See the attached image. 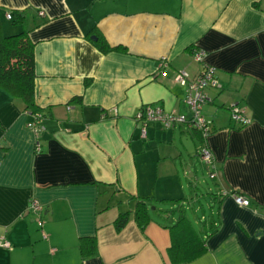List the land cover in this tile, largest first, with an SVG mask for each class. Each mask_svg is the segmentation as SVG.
<instances>
[{
	"label": "crops",
	"instance_id": "crops-1",
	"mask_svg": "<svg viewBox=\"0 0 264 264\" xmlns=\"http://www.w3.org/2000/svg\"><path fill=\"white\" fill-rule=\"evenodd\" d=\"M21 10L46 117L35 134L21 99L0 89V237L10 243L0 264H171L168 225L180 210L192 212L206 250L178 264H264V0H0L5 33L20 30L6 13ZM90 33L124 49L103 53ZM205 66L219 84L203 105L207 137L188 123L149 122L143 133L142 105L190 116L175 76ZM140 199L152 217L143 230L132 214ZM155 203L175 210L155 213ZM121 212L130 214L117 231ZM83 237L95 238L94 254L81 253Z\"/></svg>",
	"mask_w": 264,
	"mask_h": 264
},
{
	"label": "trees",
	"instance_id": "trees-1",
	"mask_svg": "<svg viewBox=\"0 0 264 264\" xmlns=\"http://www.w3.org/2000/svg\"><path fill=\"white\" fill-rule=\"evenodd\" d=\"M10 20L11 24L20 27V30L13 33H5L0 19V89L7 91L14 97L20 98L25 110L31 114L40 113L44 121L46 115L35 104L34 100V43L29 37V29L26 23L27 13L24 10L14 11ZM91 33L89 35L94 45L103 53L113 49H124L120 47L112 48L101 35L98 33L91 35ZM198 133L201 134L199 131ZM149 205V200H137L132 211L135 222L142 230L152 218L149 212ZM154 209L157 210V213L159 211L167 213L175 210L167 208L161 210L155 205ZM129 214V212L118 214L114 221L117 231L125 227ZM168 228L171 243L167 249V254L171 264L190 261L206 250L205 241L195 230L191 220L183 213V210H180L176 221L168 225ZM79 246L83 256L92 255L96 252V240L94 237L81 238Z\"/></svg>",
	"mask_w": 264,
	"mask_h": 264
},
{
	"label": "built area",
	"instance_id": "built-area-1",
	"mask_svg": "<svg viewBox=\"0 0 264 264\" xmlns=\"http://www.w3.org/2000/svg\"><path fill=\"white\" fill-rule=\"evenodd\" d=\"M43 15V12H40ZM6 18L11 19V14L6 13ZM263 32H264V19H263ZM204 56V52L197 50L194 53L196 60H201ZM175 79L178 83L186 85L187 95L185 98V104L190 110V116L185 114L166 111L162 106L158 104H145L142 105L135 114V119L142 122L144 133V126L149 122H161L165 126L170 127L176 123H188L191 127L201 133L206 138L211 131V123L206 120L203 114V105L209 100L207 95V89L210 87H218V81L215 76V68L211 66H205L196 76L192 79H188L185 71L177 72ZM231 119L238 125L244 126L249 122V118L245 114V109L238 105H232L230 108ZM33 119L27 124V127L31 129L35 134L44 128L43 118L40 113H34ZM36 150L39 151V144L36 143ZM199 156L206 164H211L212 154L210 148L205 144L199 151ZM234 199L237 204L242 206H249L250 202L247 198L235 195ZM42 209L41 204L37 200H31L29 203V210L33 212H40ZM38 224L42 222L39 219ZM0 246L9 247L10 243L4 238L0 237Z\"/></svg>",
	"mask_w": 264,
	"mask_h": 264
},
{
	"label": "rangeland",
	"instance_id": "rangeland-1",
	"mask_svg": "<svg viewBox=\"0 0 264 264\" xmlns=\"http://www.w3.org/2000/svg\"><path fill=\"white\" fill-rule=\"evenodd\" d=\"M203 168H204V171H206V167H205V165H203ZM204 182L202 183V185H201V188H202V191H201V193H204V195L201 197V203L204 205V208H205V210H206V213H208L209 212V210H208V200H209V197L210 196H208L207 195V193H206V190H207V187H206V184H204V183H208L209 182V179H208V177L206 176V177H204ZM206 181V182H205ZM205 197V198H204ZM207 198H208V200H207ZM157 208H160V204H158V203H155L154 204ZM162 208H167V206H163ZM155 213H157V210H155ZM187 214H188V216H189V218L191 219V220H193V221H195L194 220V216H193V214H192V212L190 211V210H187ZM200 214H201V211H199L198 213H197V217H199L200 216Z\"/></svg>",
	"mask_w": 264,
	"mask_h": 264
}]
</instances>
